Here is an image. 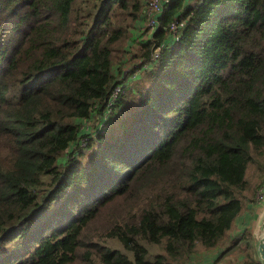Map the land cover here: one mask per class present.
<instances>
[{"label":"trees","instance_id":"trees-1","mask_svg":"<svg viewBox=\"0 0 264 264\" xmlns=\"http://www.w3.org/2000/svg\"><path fill=\"white\" fill-rule=\"evenodd\" d=\"M147 8L0 0V264H187L257 203L264 0H170L128 69Z\"/></svg>","mask_w":264,"mask_h":264},{"label":"crops","instance_id":"crops-1","mask_svg":"<svg viewBox=\"0 0 264 264\" xmlns=\"http://www.w3.org/2000/svg\"><path fill=\"white\" fill-rule=\"evenodd\" d=\"M264 229V201L258 202L257 204H250L248 209L237 218L235 221L234 228L229 232V236L222 242L221 246L214 250H205L201 249L197 254L193 255L187 264H227L234 262V264H243L244 255L240 253L234 259H228L230 253L234 252L236 244H240L245 248V252L248 257L249 254H254L253 249L255 248L256 252L254 258L258 255V246H259V233ZM247 232L249 234H247ZM254 233L258 236V241L255 240L251 233ZM245 233V240L243 235ZM241 240L236 242L235 240ZM256 239V238H255ZM253 243L252 245H249ZM244 251V250H243ZM238 253V252H235ZM244 259V260H243Z\"/></svg>","mask_w":264,"mask_h":264},{"label":"rangeland","instance_id":"rangeland-1","mask_svg":"<svg viewBox=\"0 0 264 264\" xmlns=\"http://www.w3.org/2000/svg\"><path fill=\"white\" fill-rule=\"evenodd\" d=\"M145 1V4L148 2V0H144ZM143 17H145V14L143 13ZM145 21H143L142 23H138L136 26V29H131L132 30V38L131 39H129L128 40V44H130L131 45V47H130V50L129 51H131L132 52V54H127L126 53V56L129 58L130 56H131V59H129V62L127 63V68L128 69H133V68H135L134 67V65H135V63L137 62V52H138V50H139V48H140V46H141V44H140V42H142V41H145L149 36H151L154 32H152L151 30H150V27H148V26H150V25H146L145 26V23H144ZM145 26V27H144ZM182 29H184V27H182ZM138 38V39H137ZM127 50H128V48H127ZM133 54H135V56L133 55ZM161 56V52L158 50L157 52H155V57H154V59L155 60H157L159 57ZM136 57V58H135ZM148 70V69H147ZM128 73H129V71H128ZM127 73V74H128ZM134 77H136V76H134ZM117 93H121V90H118V92ZM91 125H92V128H94V125L91 123ZM97 128H100L101 130L100 131H104V129L105 128H107V126L106 125H104L103 123H100V124H98L97 126H96ZM88 143V141L86 140V139H84V141L81 143V145H80V148H84L85 146H86V144ZM253 171V170H252ZM250 176V175H249ZM249 178H251V180L254 182V181H257V180H259L261 177L259 176V175H256L255 174V176L254 177H249ZM257 204V203H256ZM234 228V227H233ZM232 231V230H231ZM230 231V232H231ZM255 233V232H254ZM253 232L250 234V235H252L253 236V238H254V241L255 240H257L258 241V236L257 235H255ZM263 234H264V229H263V231L261 230L260 231V233H259V240H261L262 239V237H263ZM229 236V235H228ZM227 236V237H228ZM246 235H245V233H244V235L242 236L243 237V239L242 240H245V237ZM256 238V239H255ZM236 242H238V241H240L241 242V240H238V239H236L235 240ZM253 243H251V244H249V245H252ZM109 245L110 246H112V247H114V248H122V246L120 245V243L118 242V240H116V241H114V243H113V241H111V242H109ZM244 250V251H243ZM245 248H243V246H241L239 243L238 244H236L235 245V248L233 249V251L234 252H232V253H230L229 254V256H228V259H234L236 256H237V254H241V255H244V261H246L247 260V253L245 252ZM253 251H254V254H255V252H256V250H255V248L253 249ZM235 252H238V253H235ZM254 254H252V256H254ZM256 259H259V255H257V257H256ZM227 264H234V262H231V263H227Z\"/></svg>","mask_w":264,"mask_h":264},{"label":"built area","instance_id":"built-area-1","mask_svg":"<svg viewBox=\"0 0 264 264\" xmlns=\"http://www.w3.org/2000/svg\"><path fill=\"white\" fill-rule=\"evenodd\" d=\"M170 2V0H148L147 5L149 8H147V14L148 17L151 18L148 25H150V30L154 32L157 29L158 20L156 18L157 15H159L163 11V7L165 3ZM157 26V27H156ZM181 28V25L173 24L171 26V37H178L179 30ZM160 51V49H158ZM156 50L155 52H157ZM257 201L262 202L264 201V183L262 185V188L258 192L257 195Z\"/></svg>","mask_w":264,"mask_h":264},{"label":"water","instance_id":"water-1","mask_svg":"<svg viewBox=\"0 0 264 264\" xmlns=\"http://www.w3.org/2000/svg\"><path fill=\"white\" fill-rule=\"evenodd\" d=\"M258 255H259L261 264H264V234H263L262 239L259 242Z\"/></svg>","mask_w":264,"mask_h":264}]
</instances>
